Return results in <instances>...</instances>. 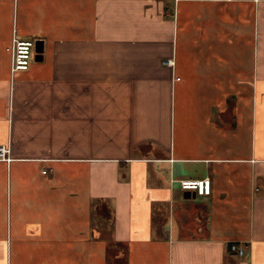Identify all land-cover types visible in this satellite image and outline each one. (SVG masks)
Wrapping results in <instances>:
<instances>
[{"label": "crops", "instance_id": "obj_1", "mask_svg": "<svg viewBox=\"0 0 264 264\" xmlns=\"http://www.w3.org/2000/svg\"><path fill=\"white\" fill-rule=\"evenodd\" d=\"M0 145V264H264V0H0Z\"/></svg>", "mask_w": 264, "mask_h": 264}, {"label": "built area", "instance_id": "obj_2", "mask_svg": "<svg viewBox=\"0 0 264 264\" xmlns=\"http://www.w3.org/2000/svg\"><path fill=\"white\" fill-rule=\"evenodd\" d=\"M259 1V0H254ZM36 39H20L15 38L10 47L12 53L11 70L13 73L18 71H26L30 68L36 57ZM170 64L171 62L168 61ZM9 148L0 145V159H8ZM46 173V170L43 171ZM180 187L183 190L194 192L197 195L205 196L211 192V181L208 177L202 179H182ZM230 251L239 256L244 255V249L238 243L229 245Z\"/></svg>", "mask_w": 264, "mask_h": 264}, {"label": "water", "instance_id": "obj_3", "mask_svg": "<svg viewBox=\"0 0 264 264\" xmlns=\"http://www.w3.org/2000/svg\"><path fill=\"white\" fill-rule=\"evenodd\" d=\"M35 51H36V57H35V59H36L42 53V41H40V40L36 41V49H35Z\"/></svg>", "mask_w": 264, "mask_h": 264}]
</instances>
